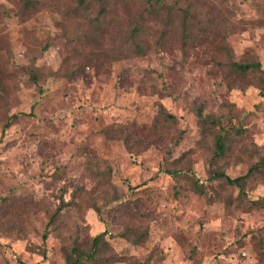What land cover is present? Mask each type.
<instances>
[{
	"label": "rangeland",
	"instance_id": "obj_1",
	"mask_svg": "<svg viewBox=\"0 0 264 264\" xmlns=\"http://www.w3.org/2000/svg\"><path fill=\"white\" fill-rule=\"evenodd\" d=\"M30 1L0 0V264H65L104 231L110 251L85 264H264L259 174L244 194L211 180L213 137L194 111L245 130L220 164L245 174L259 157L251 145L264 146L254 80L225 77L214 39L192 50L142 25L130 42L134 0L105 12L97 0ZM225 3L234 60L264 68V0ZM60 197L69 206L48 224Z\"/></svg>",
	"mask_w": 264,
	"mask_h": 264
},
{
	"label": "trees",
	"instance_id": "obj_2",
	"mask_svg": "<svg viewBox=\"0 0 264 264\" xmlns=\"http://www.w3.org/2000/svg\"><path fill=\"white\" fill-rule=\"evenodd\" d=\"M111 0H97L101 5L102 12H105L104 6ZM122 2L123 6H128L129 0H113ZM137 3L135 21L136 25L130 24L128 38L130 42L144 34L142 32V25L152 28L153 33H158L157 40L163 42L165 37L173 39L178 36L179 41L185 48L194 50L198 46L204 44L206 40L214 39L221 44L217 47V51L224 56L226 62H219L226 70L225 77L233 78L238 82L245 80H254L256 86L260 89V94H264V68L259 61H235L231 49L225 43V29L227 24L231 22V18L235 17L233 8H229L225 3L226 0H134ZM29 5L30 0H25ZM84 0H81L83 3ZM160 29V32L157 30ZM134 49L141 50V47L134 44ZM203 106L197 105L194 107L195 116L200 127V134L205 138L209 134L213 137L214 150L209 160V178L211 180H220L224 184L236 187L240 193H245L247 179L253 173L259 174L255 180L264 185V155L261 151L264 146L258 147L252 144L253 153L258 155L254 162L248 167L245 174L238 175L231 178L220 167L224 160L229 159L233 155V150L238 144H243L245 137V130L242 127L235 125L224 126L212 118L211 115L203 114ZM159 114L169 119H173L172 115L167 114L163 107L159 109ZM245 148V145H243ZM251 150V149H250ZM171 175L175 173L169 172ZM195 192L204 194V189L197 183L194 184ZM264 200V199H263ZM69 202L63 201L60 197V203L48 224H55L60 217L61 211L66 208ZM98 215L100 210L95 208ZM47 229L42 234V247L41 256L46 257L45 241L47 238ZM105 231L95 235L91 239L90 247L87 251L81 249L78 245L74 244L69 251L65 252V264H85V261H92L94 263L100 262L102 253L106 254L110 251L107 242L104 240ZM134 234L131 230H126L122 233V237L131 241L133 244L139 243L140 237L134 234L132 241L130 235ZM111 261L116 259L111 256ZM23 264V263H19Z\"/></svg>",
	"mask_w": 264,
	"mask_h": 264
}]
</instances>
